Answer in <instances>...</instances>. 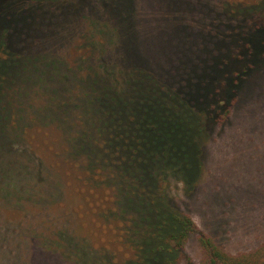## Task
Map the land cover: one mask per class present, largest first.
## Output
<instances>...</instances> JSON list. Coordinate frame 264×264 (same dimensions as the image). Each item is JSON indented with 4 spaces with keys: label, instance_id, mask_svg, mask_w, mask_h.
<instances>
[{
    "label": "trees",
    "instance_id": "trees-1",
    "mask_svg": "<svg viewBox=\"0 0 264 264\" xmlns=\"http://www.w3.org/2000/svg\"><path fill=\"white\" fill-rule=\"evenodd\" d=\"M174 1L164 42L146 0H0V264H177L190 235L197 264H264V240L224 250L171 190L195 194L205 140L264 61V19L243 21L264 0L223 6V20L184 10L208 0ZM23 71L67 96L29 112L26 93L1 92Z\"/></svg>",
    "mask_w": 264,
    "mask_h": 264
},
{
    "label": "rangeland",
    "instance_id": "rangeland-1",
    "mask_svg": "<svg viewBox=\"0 0 264 264\" xmlns=\"http://www.w3.org/2000/svg\"><path fill=\"white\" fill-rule=\"evenodd\" d=\"M144 1L140 0L141 3ZM152 1L146 0L143 3L148 17L156 14L160 17L168 16L170 9L174 11V0H157L155 4L151 3ZM178 1L184 4L188 2V5L193 3V0ZM245 1L248 0H208L207 4L211 8L206 7L203 9L204 12L195 7L184 10L191 15L199 12L201 16L206 17L216 13L219 14L216 16L217 19L223 20L220 17L223 14V6L236 3L245 5ZM263 15V11L255 9L252 15L243 21L260 22L264 19ZM0 23H2L1 15ZM87 23L89 24V21ZM90 26H87V29L95 35V43L98 37L105 40V34H111L108 31L109 26H101L99 23H94L92 29ZM154 26L155 30L166 36L164 39L167 40L164 42L170 39L167 31H174L173 21L167 17H161ZM187 27L189 31L184 36L188 38H186L188 44L197 46L200 31L193 30V25H187ZM99 29L102 31L98 32ZM159 44L160 39L157 40V45ZM215 46L218 48L217 44ZM63 59L69 63L77 62L75 55H64ZM17 70L18 68L12 67V75ZM254 70L255 73L246 81L245 90L234 99L228 122L205 140L207 149L203 154L202 175L195 187V194L192 197H183L177 192L179 187L171 185L176 199L187 204L188 207H185V210L188 211L196 226L229 252L248 250L264 240V61H261ZM26 75L29 73L23 71L19 76L9 78L11 82H6L8 78L3 79L1 92L26 93V96L22 98L23 107L29 112L45 103L53 93L67 96L66 92L38 90L29 84L31 81L20 82ZM53 87H55L54 83ZM68 93L72 96V92ZM67 101L70 103L66 105L69 106V112L75 116L79 109L78 99L74 97ZM71 123L73 121L68 122L69 125ZM183 252L184 255L177 264H197L199 249L194 235L189 236Z\"/></svg>",
    "mask_w": 264,
    "mask_h": 264
}]
</instances>
